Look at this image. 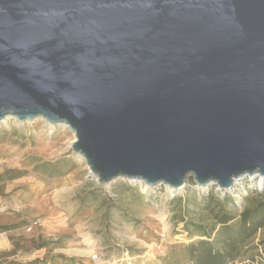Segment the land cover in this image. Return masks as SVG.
Listing matches in <instances>:
<instances>
[{
  "label": "water",
  "instance_id": "1",
  "mask_svg": "<svg viewBox=\"0 0 264 264\" xmlns=\"http://www.w3.org/2000/svg\"><path fill=\"white\" fill-rule=\"evenodd\" d=\"M66 124L107 184L264 178V0H0V121Z\"/></svg>",
  "mask_w": 264,
  "mask_h": 264
},
{
  "label": "rangeland",
  "instance_id": "2",
  "mask_svg": "<svg viewBox=\"0 0 264 264\" xmlns=\"http://www.w3.org/2000/svg\"><path fill=\"white\" fill-rule=\"evenodd\" d=\"M75 138L41 117L0 121V234L11 230L16 250L7 264H209L195 259L212 247L199 242L216 240L228 218L215 244L234 257L227 264H264V178L226 191L189 175L174 194L129 178L103 184L73 151ZM249 207L260 216L243 227Z\"/></svg>",
  "mask_w": 264,
  "mask_h": 264
},
{
  "label": "trees",
  "instance_id": "3",
  "mask_svg": "<svg viewBox=\"0 0 264 264\" xmlns=\"http://www.w3.org/2000/svg\"><path fill=\"white\" fill-rule=\"evenodd\" d=\"M259 209H260L259 207H253V208L249 207L245 211H243L241 215L240 225H242L243 227H246L248 223L254 222V220L260 216V214L258 213ZM229 221H230V218L224 219V221H222L223 227L221 228V230L219 229L218 237L216 240L212 242H208L205 240L199 242L201 246L211 245L212 247L210 251L207 253V255L203 256V258L202 256H196L197 258L195 257V259L197 260V262L206 261L209 264H227L229 260L234 259L233 256H230V255L227 256V254L223 253L221 251V247L215 246L216 243L220 242L219 235H221L222 230L230 229ZM230 237L233 239V237L235 236H230Z\"/></svg>",
  "mask_w": 264,
  "mask_h": 264
},
{
  "label": "crops",
  "instance_id": "4",
  "mask_svg": "<svg viewBox=\"0 0 264 264\" xmlns=\"http://www.w3.org/2000/svg\"><path fill=\"white\" fill-rule=\"evenodd\" d=\"M25 203L26 202H20L19 207H22L23 205H25ZM46 225H47V222L45 224V228L47 227ZM38 227L40 226H35L36 229H38ZM48 231L50 230L48 229ZM9 232H11V230H7L5 233L0 234L2 235L3 239H6V240H1V243H0V264H7L8 263L7 260H11L12 258L16 256L15 246L10 238ZM3 243H6V244H3ZM54 264H71V262H69V259L67 257L62 256Z\"/></svg>",
  "mask_w": 264,
  "mask_h": 264
},
{
  "label": "bare ground",
  "instance_id": "5",
  "mask_svg": "<svg viewBox=\"0 0 264 264\" xmlns=\"http://www.w3.org/2000/svg\"><path fill=\"white\" fill-rule=\"evenodd\" d=\"M11 115H8L7 117H5L4 119H8V117H10ZM64 124V123H63ZM76 139V138H75ZM75 139L72 141V143L75 141ZM97 177V176H96ZM186 186V185H185ZM185 186H183V187H181V188H179V189H175V188H173V187H171V186H168L167 185V187H168V190H169V192L170 193H176V192H178V191H182V190H184V188H185ZM209 185H207V186H205V188L206 187H208ZM233 190V189H232ZM231 190V191H232ZM1 240H6V239H3L2 238V235H0V243H1ZM4 242V241H3ZM3 244H6V243H3Z\"/></svg>",
  "mask_w": 264,
  "mask_h": 264
},
{
  "label": "built area",
  "instance_id": "6",
  "mask_svg": "<svg viewBox=\"0 0 264 264\" xmlns=\"http://www.w3.org/2000/svg\"><path fill=\"white\" fill-rule=\"evenodd\" d=\"M239 183H240V182H238L237 184H239ZM30 229H31V227H30ZM92 258H93V259H97V258H98V255H97V254H93V255H92Z\"/></svg>",
  "mask_w": 264,
  "mask_h": 264
}]
</instances>
